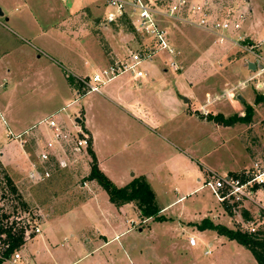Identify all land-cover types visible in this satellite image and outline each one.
I'll return each instance as SVG.
<instances>
[{
    "label": "crops",
    "instance_id": "1",
    "mask_svg": "<svg viewBox=\"0 0 264 264\" xmlns=\"http://www.w3.org/2000/svg\"><path fill=\"white\" fill-rule=\"evenodd\" d=\"M61 1L63 0H0V41H2L0 42V109L5 117V123L0 122V160L7 162V164L12 162L10 167L16 183H18V180H23V178L30 181L28 176L33 162L37 160V156L33 159L35 151H30V143L28 144L27 141L34 140L30 136L34 135L32 131L40 122L47 118L55 117L61 126L68 131L76 132L82 130L91 137L92 150L95 153L100 170L116 186L125 187L135 178L146 177L157 195L162 214H164L167 207L162 204L161 198L163 194L161 193H167L171 189L172 184L178 183L174 175L180 170L177 166L185 161L184 155H186L185 147L188 137L194 143L189 148L192 150L198 145L196 143L197 139L200 141L201 138L202 140L209 138L211 135L210 130L214 129V137H217L218 129L229 128L220 126L215 121L207 120L202 115V110H207L212 115L222 114L219 110L213 109L215 100L222 97L223 94H232V90L237 87L225 88L226 91L221 96L215 94L216 99L214 101H210V97L213 95L211 91L204 93L205 99H203V96H198L195 91L193 92L190 89L188 91V82L186 80L187 74H190L189 70L194 68L191 65L193 57L187 59L186 56L188 54L183 49L182 44L184 41H213L210 49L201 56L200 62L204 61V59L206 62L211 61L212 56H216L219 63L223 62L224 59V57L222 58L223 54L220 53L222 52L221 49L225 45L230 46L235 37L237 41L242 40V30L228 34L218 33L212 28H201L188 22L183 14L186 11L175 16H170L166 13L168 23L163 25V28L168 32V41L174 50V55L169 53L165 55L159 50L151 54L150 52L153 49H146L142 53L145 56L142 64L147 62L146 79L138 82L130 73L121 74L104 84L101 91L97 93L98 98L90 101L87 100V97L93 93L80 95L75 86L70 83L67 74L64 73L66 68L63 64L56 62L58 75L54 86H56V92L59 96L52 110L43 116L41 113L43 101H41V98L37 100L34 97L37 94L41 95L44 91L41 67L36 64L33 65L34 59L31 56H26V59L24 57L22 61L15 62L3 41H15L8 33H11L20 41L38 40L42 37L39 18L41 17L42 19L46 16L47 20L58 14ZM79 2V0H72L71 8L68 5H65L64 9L61 7L63 10L62 14L68 13L69 10L74 12L75 7L80 4ZM94 2L91 1L92 5L90 4V6L95 5ZM10 5H16L17 7L9 8ZM80 9L81 7L77 8L80 11L79 13H82L86 7ZM61 19L69 22L67 17ZM237 20L240 21L239 18ZM95 22H101V18L95 20ZM1 34L3 35L2 37ZM73 34L74 32L72 31V34H70L71 39L68 43L74 51V56L68 59L67 63L70 67V77L77 80L90 77L88 75L90 68H93L94 74H96L111 66L114 62L124 61L130 56L132 50L140 45V43L134 44L131 41H112L107 50L105 47L103 48L102 44L104 41H78L79 38L74 37L75 35ZM263 41H260V44L263 45ZM147 44L145 43L144 46H147ZM93 46L95 49L92 48ZM188 46H190L189 42ZM84 48H86V51ZM81 49H84L82 57L79 55ZM149 54H151L150 57H148ZM196 57L200 56L196 55ZM186 60H189V66L187 65L188 67L186 66L187 68L183 69L179 63ZM225 60L243 63L247 67H249L250 63H254L252 60H243L242 58L237 59V61ZM165 61L176 62L175 64L180 67V70L164 69L163 63H166ZM60 69H63V73ZM169 69L172 70L170 71ZM183 80H185L184 85L181 82ZM74 91L80 99H73ZM100 97L102 98L101 100ZM239 99L245 102L242 94ZM82 101L83 104H80L79 108L73 109L67 117L59 118L60 114L67 111V107H73L77 102ZM249 105L252 106V104ZM102 109L113 110L115 114L117 128L114 152L116 157L118 155H129L132 158L137 157L145 160L156 154L161 160L155 169L138 170L135 174L123 171L119 176L110 170L107 166L109 158L103 155L99 144L98 111ZM73 118L76 125L73 122ZM78 119H80V123L76 122ZM188 124L192 125V129L193 126H198L200 128L199 134L193 132L196 136L194 134L188 135ZM203 128L207 131L205 137L201 133ZM209 128L210 130L208 131ZM36 130L41 135L40 132L43 129ZM45 131L47 132V130ZM26 132L29 134L25 135ZM31 144L33 143L31 142ZM162 149L165 150V153L161 151ZM89 162L91 164V161ZM191 170L189 178L192 175L191 178L196 177L198 184L202 182L205 184L211 179L209 177L214 174H234L241 171L242 168L218 174L212 167L202 164L201 171L193 170V168ZM50 172L52 177L45 182L37 183L36 188L33 191H28L24 198L27 204L34 208L37 211L36 214L39 215V217L36 215V219L39 221L38 226L42 231L40 235L48 253L52 255V251L59 247L56 239L62 237V246L65 244L69 247L72 244L73 247L70 246L71 249L81 252L85 251L83 252L84 256L77 260L70 259L67 264H86L91 256L98 251L105 252L99 258L102 264H115V261L117 262L114 258L115 248L123 246L121 240L125 235V232L119 233L121 227L117 221L125 218L126 224L130 226L127 233L132 230L143 233L149 223L155 222L152 219H142L135 203H129L120 208L112 204L108 194L97 182L89 179L91 165L87 169L86 162L67 169L54 167L50 169ZM188 181L189 179H183L182 182H179L186 185ZM157 187L159 190H157ZM160 191L162 192L160 193ZM254 200V203L248 202L245 205L244 209L249 213L246 212L244 216L239 214V217L244 222L247 214L249 217L257 214V217H253L257 221L259 220L258 216H262L260 212L255 210L264 209V191H259L255 195ZM79 209L84 211L83 218L91 226L88 230L86 226L81 224L84 221L83 218L81 221H77V225L70 223L71 218L75 217V212ZM131 214L137 218L138 223L136 220L130 219L129 215ZM47 223L51 224V226L49 231L45 233L42 225H47ZM140 223L144 225L138 226ZM196 230L201 234H206L209 231L202 232L196 226L192 228L181 225L179 235L183 238L186 234L189 237H195L193 232ZM35 237L33 236L31 240ZM83 239L84 241H82ZM28 243L29 241L22 247L21 254L24 253L26 255L25 249H27ZM216 244L219 253L223 256L232 251V253L237 255L238 259H244L245 257V248L235 241L219 236L216 239ZM209 246L212 247L213 243H209ZM111 247L112 249H109ZM177 247L180 248V245L177 244ZM208 253L206 252V255ZM24 258V263L19 261L14 264H36L33 258H29L27 255ZM227 258L231 259L229 255H227Z\"/></svg>",
    "mask_w": 264,
    "mask_h": 264
},
{
    "label": "rangeland",
    "instance_id": "2",
    "mask_svg": "<svg viewBox=\"0 0 264 264\" xmlns=\"http://www.w3.org/2000/svg\"><path fill=\"white\" fill-rule=\"evenodd\" d=\"M79 1L80 4L75 7L74 12L69 10L68 13L62 14L63 10L61 7L64 9L65 5H68V7L71 8L70 4L72 2V0H63L59 4L58 14L47 19L48 21L46 20V16L42 18L43 20L40 17L39 25L41 27L42 37L38 40L20 41L11 33H8L15 41H3L11 52L10 54L15 62L22 61L24 57L26 59V56H31L34 59L33 65L36 64L41 67L44 91L41 95L37 94L34 97H36L37 100L41 98V101H43V109L41 110L43 116H45L48 111L52 110L59 96L56 92L57 88L54 86L58 75L56 62L63 64L66 68L64 73L67 74L68 78L70 77V67L68 66L67 60L74 56V51L68 43L71 39L70 34H72V31L74 32V37L79 38L78 41H104L102 45L103 48L105 47L107 50L112 41H131L134 44L140 43L136 49L132 50L131 54L144 53L146 49H153L155 47V40L145 33L139 32L134 25V21L137 19V16L131 9L134 0H124L128 2L127 12L113 23L107 21L109 14L113 12V9L109 8L107 5L109 0ZM91 1H95V5L90 6ZM142 1L155 12L157 20H159L162 26L168 23L166 13L169 12L172 5L177 3V0ZM188 2L190 5L196 4L205 7L206 10L209 11L213 21L226 19L229 14L232 19L233 17L237 19L243 17V19H240L242 21V40L237 41L235 37L230 46L225 45L224 48L221 49L222 52L220 53L223 54L222 58L224 57V59L223 62H219L220 64L217 62L218 57L216 56H212L211 61L206 62L204 59V61L200 62V59H202L201 56L210 49V46L213 45V41L183 42L182 47L188 54L186 57L187 59L193 57L191 65L194 67L190 70L188 68L190 74H187V90L189 91L190 89L193 92L195 91L198 96H203V99H205L204 93L206 91H211L213 95L210 97V101H214L216 99L215 94L221 96L223 92L226 91L225 88L230 87L231 89L237 86L235 90H232V94H223L224 96L222 95V97L215 100L216 102L213 109L219 110L226 118H229L234 115H245L247 106L252 104L254 108L252 122L250 124L239 123L223 130L218 129V138L214 137V129L210 130L209 128L208 131L210 130L211 132L209 138L203 140L201 138L200 141L197 139L196 143L198 145L192 150L189 148H191L194 143H192L190 137H188L185 147V161L177 166L180 170L174 175L178 183L172 184L171 189L167 193H161L162 191H160V193L163 194L161 198L162 204L167 207L165 213H161V215L166 217L168 221L162 223L151 222L149 226H146L143 233H139L137 230H132L130 233H127L130 226L126 224L125 218L118 220L117 223L121 227L119 233L125 232V235L121 240L123 246L115 248L114 258L117 260L115 264H258L253 255L246 249H244V259H238L237 255L232 253V251L227 254L231 257L232 261L230 258H227V255L223 256L217 249L216 239L219 236L215 232L208 231L206 234H201L197 230L194 231L193 233L197 240L196 247L190 246L188 234L183 238L179 233L181 225L193 228L195 227L194 223H201L205 218H209L215 224L226 225L231 229H245L242 228L243 223L248 226L255 224L254 226L257 230L264 229V209L255 210L262 215L258 216V221L253 218L254 216L257 217V214H253V217H249L251 221L245 220L244 222V220L239 217V214L244 216V214L248 212L247 210L242 208L237 210L236 212L238 213H236L230 208L231 213L226 211L227 207H223L222 204L218 202L217 197L209 187L205 186L203 182L198 184L197 178H191L192 175H190L191 180L189 178V174H191L192 171L191 168L196 171H201L202 164L212 167L218 174L227 173L229 170H235L241 167L242 170L237 172L240 173L252 167L257 161L264 164V103L255 104L257 95H262L264 97V73L261 74L259 67H264V44H260V41L264 40V0H188ZM84 6L86 7L85 11L79 13L80 11L77 10V8L81 7L82 9L85 8ZM16 7V5L9 6V8ZM183 14L189 22L190 18L188 13L184 12ZM66 17L69 19V22H65V20L63 21L61 19ZM100 18L101 22L96 23L95 20ZM2 36L1 34V37ZM188 42L190 46H188ZM145 43H148L147 46H144ZM92 48H94V46ZM84 49L86 51V48ZM84 49H81L79 52L80 57L83 56ZM167 53L166 51H162V54L168 55ZM196 55L200 57H196ZM240 58L254 61L257 65L256 71H251L249 67L245 66L243 63L225 60L237 61V59ZM171 62L167 61L163 63V68H171ZM116 63L117 62H114L112 65ZM146 63L141 65V70L146 71ZM188 63L189 60H186L185 62L179 63V65L183 69H186L189 66ZM177 67L180 70V67ZM169 70L171 71L172 69ZM60 71L63 73V69H60ZM88 75L90 78L93 77V68H90ZM73 80H75V84H77L75 86L80 89L81 94L87 91L85 88L87 86L83 81L77 79ZM181 82L184 85L185 80ZM241 94L244 96L245 102L239 99ZM97 98L98 94L93 93L87 97V100L94 101V99ZM73 99H80L75 91ZM101 99L100 97V100ZM80 104H83V101L77 102L73 107H67V111L60 114L59 118L67 117L73 109L79 108ZM98 113L99 144L101 145L103 155L109 158L110 165L107 164V166L112 172L118 176L123 171L135 174L138 170H152L158 166L161 158L156 154L145 160L137 157L132 158L129 155H118L116 157L114 152L117 128L115 114L113 110L110 109H102L98 111ZM202 115L205 117L216 116L212 115L211 112L207 116L204 113H202ZM73 122L75 123L74 118ZM217 124L223 126L222 124ZM187 132L190 136L194 133L199 134L200 128H198V126H193L192 129V125L188 124ZM40 133L41 135L34 129L32 131L34 135L30 136L34 140L27 141L28 144L30 143V151H35L33 159L36 158L37 139L42 138L43 140L46 136L43 130H41ZM201 133L203 137H205L207 131L203 128ZM217 140H219V142H217ZM31 142L33 144H31ZM91 148L92 145L87 151L77 154L75 157L77 162L73 164V166L81 165L86 162L87 169H89L91 165L89 162L91 161L89 151ZM161 151L165 153L164 149ZM11 164L12 162L7 164V162H2L0 160V205L6 204L8 206H6L7 212H9L11 210L10 207H12V205L9 204V198L12 196L9 195L11 192L6 186V176L9 175L14 181L26 204L27 202L24 198L25 194L28 191H33L38 185L24 178L23 180H18V183H16L14 175H12ZM210 178L211 176L209 179ZM183 179H189L186 185L185 183L181 184L179 182H182ZM157 190H159L158 187ZM1 191H3V193H1ZM18 202L22 203L21 198ZM18 206L19 211H25L26 207H24L23 203L21 205L18 204ZM27 210L36 218L37 216L39 217V215L36 214L37 211L28 204ZM83 215L84 211L79 209L75 212V217L71 218L70 223L72 225H77V221H81ZM129 216L130 219H133V221L136 220L138 223L134 215L131 214ZM83 220L81 224L86 226L87 230L89 227L91 228L85 218H83ZM36 223L38 225L39 221L36 220ZM141 225L144 224L140 223L138 226ZM42 226L43 231L47 233L51 224L47 223V225ZM34 239L29 241L27 245L28 250H25L26 255L29 258L35 259L36 264H67L70 259L77 260L84 256L83 252L85 251L81 252L71 249L70 246L73 247L72 244H70L69 247L65 244L62 246L63 237L56 239V243L59 244V247H57L55 251H52V255L48 253L44 247L43 239L40 234L36 235ZM82 241H84V239ZM209 243H213V246L210 247ZM177 244L180 245V248L177 247ZM112 247L109 249H112ZM19 252L21 253V248ZM206 252L209 253L206 255ZM104 253V251L95 252L91 258L89 257L90 260L86 264H102L99 258L102 257ZM22 254V260L20 262L24 263V257H26V255L24 253ZM4 264L14 263L12 261H6Z\"/></svg>",
    "mask_w": 264,
    "mask_h": 264
},
{
    "label": "built area",
    "instance_id": "3",
    "mask_svg": "<svg viewBox=\"0 0 264 264\" xmlns=\"http://www.w3.org/2000/svg\"><path fill=\"white\" fill-rule=\"evenodd\" d=\"M109 7L113 12L109 14L107 21L109 23L115 22L119 17L123 16L128 9V2L124 0H109ZM132 11L137 16L134 25L139 32L153 38L155 47L150 52L151 54L156 51H166L170 55L174 54V50L168 41V32L157 20L155 12L149 8L148 5L143 3L142 0H134ZM186 11L190 18V23L201 28H212L215 32H237L241 29V20L238 21L231 15L221 21H213L209 11L200 5H190L188 0H177L175 5H172L168 14L175 16L181 12ZM243 19V17H240ZM224 38V37H223ZM148 57H150V55ZM145 59V56L140 53H132L127 60L118 61L116 64L111 65L98 73L94 74L92 78H80L87 87V93H99L101 88L107 82H110L117 76L125 73L133 75L134 79L142 82L147 78V73L141 70L140 67ZM170 67L178 70L175 63L171 62ZM261 74L264 73V67L260 66ZM235 90V89H234ZM80 94V92H79ZM206 116L209 114L207 110H202ZM217 116V115H216ZM0 122L5 123V117L0 109ZM34 129H43L46 136L37 139L36 156L37 160L33 162L32 169L28 178L34 183H42L49 180L52 175L51 168L59 167L67 169L72 167L77 162L75 158L77 154L87 151L92 145L91 137L82 130L76 132L67 131L55 119L50 117L40 122ZM47 130V132L45 130ZM29 133L26 132L25 135ZM21 137V136H19ZM218 199V202L223 207L231 208L235 212L239 209H244L246 203H254V197L259 191H264V164L262 162H255L252 167L245 169L243 172L226 175L214 174L211 179L205 183ZM6 204L0 205V225L5 228H12V232H23L25 243L30 241L33 236L41 234L42 231L36 223V217L30 211H13L7 212ZM8 207V206H7ZM238 213V212H236ZM4 216H7L5 218ZM242 228L249 230L252 233L257 231L256 227L251 225H243ZM189 244L191 247L197 246L195 237H189ZM24 246V245H23ZM22 246V247H23ZM21 247V249H22ZM11 248V241L7 233L0 232V258L8 253ZM20 250V249H19ZM19 250L11 254L7 261L18 263L22 260Z\"/></svg>",
    "mask_w": 264,
    "mask_h": 264
},
{
    "label": "trees",
    "instance_id": "4",
    "mask_svg": "<svg viewBox=\"0 0 264 264\" xmlns=\"http://www.w3.org/2000/svg\"><path fill=\"white\" fill-rule=\"evenodd\" d=\"M68 79L73 86L77 85L75 84V80H73L71 77ZM76 90L81 94L79 88H76ZM84 93L85 92L82 94ZM262 103H264V97L262 95H257L255 104L258 105ZM253 114L254 108L253 106L249 105L246 108L245 115H234L232 117L225 118L224 115L219 114L213 117L208 116L206 119L209 121H215L225 127H231L239 123L250 124L252 122ZM89 154L91 156V173L89 175V179L97 182V184L108 194L112 204L120 208L126 204L135 203L141 213L142 219H152L155 222L168 221L166 217L161 215L162 208L158 202L157 195L146 177L141 176L135 178L127 186L118 187L100 170L97 158L92 148L90 149ZM233 175H236V173ZM6 186L11 192H9V195L12 196L9 198V204L12 205V207H10L11 210L15 212L18 211V204L21 205L23 203L24 207H26L25 211H28L27 204L23 201V197L9 175L6 176ZM1 193H3V191H1ZM20 198L22 203L18 202ZM226 211L231 213L230 208H227ZM4 217L7 218V216ZM245 218L246 220H249L248 215H246ZM195 226L199 231H213L219 236H223L230 241L237 242L239 245L243 246L252 253L258 264H264V229H258L255 233H252L246 229H231L222 224H215L209 218H205L200 224ZM0 232L7 233L11 241L10 250L8 253L4 254L3 258H0V264H4V262L9 259L12 253L19 250L25 244V240L22 231L13 233L12 228H5L3 225H0Z\"/></svg>",
    "mask_w": 264,
    "mask_h": 264
},
{
    "label": "water",
    "instance_id": "5",
    "mask_svg": "<svg viewBox=\"0 0 264 264\" xmlns=\"http://www.w3.org/2000/svg\"><path fill=\"white\" fill-rule=\"evenodd\" d=\"M249 69H250L251 71H256L257 66H256L254 63H250V64H249ZM241 99H242V98H241ZM242 100H243V99H242ZM76 122H77V123H80V119H78Z\"/></svg>",
    "mask_w": 264,
    "mask_h": 264
}]
</instances>
